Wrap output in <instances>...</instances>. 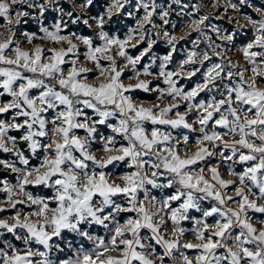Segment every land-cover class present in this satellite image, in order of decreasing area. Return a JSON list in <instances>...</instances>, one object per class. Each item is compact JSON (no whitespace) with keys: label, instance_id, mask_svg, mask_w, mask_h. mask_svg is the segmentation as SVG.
<instances>
[{"label":"snow or ice","instance_id":"1","mask_svg":"<svg viewBox=\"0 0 264 264\" xmlns=\"http://www.w3.org/2000/svg\"><path fill=\"white\" fill-rule=\"evenodd\" d=\"M96 2L73 0L84 12ZM224 5V14L231 10L244 21H234L231 31L213 23L219 10L192 18L207 6L203 0H106L103 12L88 19L66 12L60 0H0L7 32L0 33V97L10 98L0 102V152L16 158L0 159V166L17 173L15 183L0 179V213L14 210L0 218V237L11 234L22 245L0 239V264H264V219L254 215L264 214V7L252 0ZM50 10L58 16L49 25ZM172 13L189 29L183 36L165 27ZM121 15L135 21L124 38L106 30ZM65 16L94 25V37L67 32ZM29 19L38 31L20 33L33 45L26 50L15 26ZM248 27L251 38L237 46ZM161 37L169 46L162 56L154 53ZM36 40L60 47L45 49ZM180 41L192 47L169 69ZM140 44L146 47L132 55ZM233 49L250 67L228 56ZM198 74L190 88L181 83ZM137 91L156 93L160 103L146 107ZM202 93L207 98L197 99ZM222 167L234 179H225ZM184 222L196 242H184ZM65 248L72 255L60 258Z\"/></svg>","mask_w":264,"mask_h":264},{"label":"rangeland","instance_id":"2","mask_svg":"<svg viewBox=\"0 0 264 264\" xmlns=\"http://www.w3.org/2000/svg\"><path fill=\"white\" fill-rule=\"evenodd\" d=\"M62 2L65 3V4H67L69 6V9L67 11H73L74 15L76 13H79L85 19H88L91 16L89 14V10L87 12H84L80 8L74 7L73 0H60V3H62ZM81 2H82V0H75V3L76 4H79ZM105 2H106V0H97L96 4L94 6V9H95V7H97L98 3H100V5H99L100 8H97V15L103 12V5L105 4ZM183 2H189V0H183ZM191 2L192 3H200L201 0H191ZM212 3H213V0H203V4L204 5H207V6L206 7H203L201 9V12L200 13H196L192 18H198L199 15L204 14V13H208L210 15H216V14H218V10H219V14L221 15V19H219V20H213V23H216V24L222 26L224 29H227L229 31H231L232 29L236 28V24L234 23V21L240 20V17L237 16L235 13H233L231 10H229L227 14H224V6H225L224 5V0H219V2L217 4V7H212L211 6ZM252 3L256 7H264V0H252ZM174 7H176V6H174ZM247 9L252 12V14L254 15V17H253L254 19H258L259 18V14L257 12H255L254 8H245V9H243V12L244 13L249 14L246 11ZM29 11H31V10H29ZM46 15H47V20L45 22L50 25V24H52V23L55 22V20H56V18L58 16V13H56L55 10H50ZM137 15H142V12L139 13V14H137ZM229 18H231V20L233 22H230ZM1 19L3 20V24L6 23V21L3 18H1ZM64 19L67 20V21H69L71 23V20L67 16H65ZM126 19H129V22H127ZM154 20H155V22L157 24H160L161 23V21H160V19H159L158 16H154ZM114 21H117L119 23V27L117 28V30H112L111 33H114V34L118 35L120 38H124V36L126 35V33L128 32V29L130 27H135V21L133 19L128 18V17L123 16V15H121V16H115L113 18V21H112V23L115 24ZM170 21H171V23L169 25H166L165 27L170 32H172V34H175L177 36H183L185 34V32L189 31V29L187 27H183V28L181 27V17L178 16V15H176L175 13H172V15L170 16ZM89 23L90 24L93 23L91 19H89ZM172 23H175L177 25V27L175 29H173L171 27V24ZM240 23L243 24L244 21L243 20H240ZM79 24L87 27L82 22H78L76 24H73L75 26L74 29H72V28L69 29L68 28L67 29V32H76V33H78L80 35L93 36L94 37V35H95V27H94V25H93V28H88L87 27V29L89 30L90 33H88V34L85 35V34H81L80 33V30L77 29V26ZM2 25L0 26V33H3L5 35H7V32L5 31V28ZM25 25H32L33 27H35L31 31H38V25L33 20L29 19V21L27 23H23V24H21L19 26H15L16 31H17V36H18L19 40L22 42V46L26 50H31V48L33 47V45L27 44L24 41L23 36L20 35V33L22 31H27V30L24 29V26ZM148 27H150V26H148ZM251 31H252L251 28L248 27L245 30V34H238L237 37H239V40L238 41L237 40L235 41L236 45L237 46H241L244 43H246L251 38ZM154 32H155V30H153V37L152 38H155ZM209 34L212 35L213 39H215V34L214 33H209ZM196 35H197L196 33H192V38H194ZM97 43H99V41H97ZM34 44H38V45H40L41 47H43L45 49L52 48V47H60V45H55V44H51V43L44 42V41H40V40L34 41ZM63 46L64 47H67V45H63ZM155 46H159V47L165 48L166 52L164 54L167 53L168 47H169L168 45H166V43H165V41H164V39L162 37L158 40V42H157V44ZM79 47H81V50L83 51V46L82 45H79ZM144 47H146L145 44H140L137 49H131L130 48L129 49V52L132 55H136L138 53V51L140 49L144 48ZM191 47H192V45L190 43H188L186 41H180L177 44L178 52L176 54H174V63L169 66V69H172L173 67H175L176 66V62H178L181 59H183L184 56L186 55V50L190 49ZM201 47H205V45L202 44ZM154 53L157 54V55H160V56L164 55L163 53L158 52V50H154ZM228 56L234 62L238 63L239 65H241L243 67H250L244 61V59L242 57V54L239 53V52H237L235 49H233L231 52H229L228 53ZM214 59H217V58H214ZM148 62L149 61H148V58L147 57L144 59V61H142V63H148ZM85 66L86 67H89V68L92 67V65L90 63L85 64ZM153 71H155V69H153ZM125 74L126 75H131V73L128 70H125ZM248 74L250 75L251 73L249 72ZM141 79H149V80H151V82L153 84L160 83L161 84V87L164 86L161 83V81L156 80L153 77H147V78L146 77H141ZM199 79H200V76L198 74L197 77H194L193 78V81H188L187 79H183V80H181V83L184 84V85H186L188 88H190L193 85V82L199 81ZM90 82H92V83H98V81H96V80H90ZM125 82L126 83H134V81H129V80H125ZM136 98L138 100L145 101L146 102L145 103V106L146 107H150V106H152L155 103H160V101H158L156 99V93H143V92L137 91ZM200 98H205L206 99L207 98V95L205 93H202L201 94V97H198L197 99H200ZM8 99H10V98H8L6 96L5 97H0V102H4V101H6ZM179 110L183 114V112H184V106H183V104L181 105V108ZM188 115H189V122H191V119L195 116V113H190ZM5 118L6 117H0V119H5ZM149 127H150V125H149ZM196 127H198V126H196ZM104 130H105L104 132L107 134L108 130L107 129H104ZM102 131H103V129H102ZM14 132H16V131H10L9 132V135L15 136L13 134ZM16 133H19L18 134L19 136L21 134L20 132H16ZM78 134L81 135V136L84 135L83 130H79L78 131ZM189 135H190V137H193L194 138L196 136H199L200 133L196 132V133H191ZM225 139H229L230 140V138H228V137H226ZM237 139H238V137H237ZM18 147L22 151H24L26 155H29L30 156V153H29V151L27 149L26 143H24V142L21 141V142L18 143ZM95 147H99V146L97 145V146H94V148ZM193 150H195V149H193ZM1 154H3V153H1ZM4 154H6L7 159H5L4 157H0V159L12 160V161H14L16 159L15 156L13 154H11V153H4ZM94 154H96L98 156L99 155H102V153H100V152H95ZM30 159H31V163L32 164L38 163V161L36 159H34V158H30ZM213 163H215V161H213ZM17 166L20 167V165L18 164V162H17ZM243 167H244L243 165L237 164L236 165V170L237 171H241ZM221 172L224 173V178L225 179H234V177H231V176H228L227 175V173H226V171H225V169L223 167L221 168ZM0 174H3L0 179L7 180L10 183H15V179H16L17 173H12L10 170L4 169L3 166H0ZM0 186H2V185H0ZM41 189L46 190L47 193H48V190L47 189H45L43 187H41ZM29 190L30 191H33L37 195H41L42 194L41 192H37V191H40L38 189H33L32 190V188L30 187ZM39 193H41V194H39ZM155 194L156 195H159V193H155ZM229 195H234V193L231 192V191H229ZM4 198H5V194L4 193H0V199H4ZM173 206H176V204H174ZM233 206H235V205H233ZM13 214H14V210L9 209V210H7V211H5L3 213H0V218L10 219V217ZM127 215H133V214H121V218L123 219V217L124 216H127ZM254 215H255V217H256L257 220L264 219V214L256 213ZM182 226L185 227L186 229H189V232L186 234V236L184 238V242H196L193 239V237L191 235V232H190V229L192 228L191 222H184L182 224ZM255 226L259 228L261 225L257 223ZM167 227H168V234L170 235V231H171V222L170 221L168 222ZM146 231L147 230H145V232ZM99 234L103 235V230H99ZM7 235H9L10 237H12L11 234H7ZM68 239L69 240H73V243H77V241L73 239V237H72L71 234H68ZM84 243H85V247H88L89 246L88 243H87V241H85ZM20 246H22L21 245V242H20ZM61 246L64 247V243L63 242H61ZM157 251L158 252H161L162 249H160L159 246H157ZM185 251H187L189 255H192L193 254L191 251H188V250H185ZM57 255L60 258H66L67 256H71L72 255V252L70 250H68L67 248H65V251L63 253H58Z\"/></svg>","mask_w":264,"mask_h":264},{"label":"trees","instance_id":"3","mask_svg":"<svg viewBox=\"0 0 264 264\" xmlns=\"http://www.w3.org/2000/svg\"><path fill=\"white\" fill-rule=\"evenodd\" d=\"M60 5L64 8V10L67 12V10L69 9V6L67 5V4H65V3H60ZM100 3H98V5H97V7H95V9H94V6L93 7H91L90 9H89V14L91 15V16H96L97 15V8H100ZM248 13H249V15H251L252 17H254V15L252 14V12L250 11V10H246ZM126 21L127 22H129V19H126ZM115 22V24L114 23H112V22H110L108 25H106V30L107 31H109L110 33H111V31L112 30H117V28L119 27V23L117 22V21H114ZM3 24V20L0 18V26ZM30 24V23H29ZM35 27H33L32 25H25L24 26V29L25 30H27V31H31L32 29H34ZM68 28L69 29H74L75 28V26L72 24V23H70L69 21H68ZM77 29L78 30H80V33L81 34H88V33H90L89 32V30L87 29V27H85V26H83V25H81V24H79L78 26H77ZM119 30V29H118ZM236 40L238 41L239 40V37H236ZM154 50H158V52H160V53H165L166 52V50H165V48H163V47H159V46H155L154 47ZM103 131H105L104 129H103ZM16 137H18L19 135V133H16V132H14L13 133ZM2 152H0V157H4L5 159H7V156H6V154H1ZM2 175L3 174H0V178L2 177ZM6 176V175H5ZM38 190H40V191H37V192H41V193H39V194H41V195H46V194H48L47 193V191L46 190H44V189H41V188H37ZM32 190H33V188H32ZM4 238H6V239H8V240H10L12 243H14V244H16L17 246H20V242L19 241H16L13 237H10L9 235H6V237H0V239H4Z\"/></svg>","mask_w":264,"mask_h":264}]
</instances>
